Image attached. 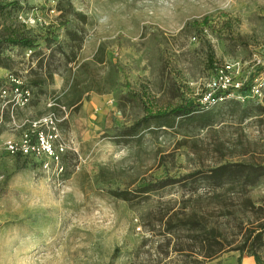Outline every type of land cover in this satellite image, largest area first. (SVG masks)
<instances>
[{
    "label": "rangeland",
    "instance_id": "1",
    "mask_svg": "<svg viewBox=\"0 0 264 264\" xmlns=\"http://www.w3.org/2000/svg\"><path fill=\"white\" fill-rule=\"evenodd\" d=\"M0 32L36 41L0 64V82L9 71L32 91L24 108L0 97V264H201L211 228L224 249L206 264H255L235 248L260 215L251 203L264 208V179L214 189L203 174L264 164V85L246 104L203 96L216 64L245 87L262 81L264 0H0ZM184 104L208 115L123 133L144 106ZM33 131L37 155L6 149ZM194 211L206 231L181 225Z\"/></svg>",
    "mask_w": 264,
    "mask_h": 264
},
{
    "label": "trees",
    "instance_id": "2",
    "mask_svg": "<svg viewBox=\"0 0 264 264\" xmlns=\"http://www.w3.org/2000/svg\"><path fill=\"white\" fill-rule=\"evenodd\" d=\"M46 41H48V45L52 43V41L50 40ZM13 46H18L20 49H34L36 47V41L30 36H24L15 33H10L3 38L0 36V64L3 67L8 66L7 63L4 62L2 59L5 57L3 55V50L6 47ZM5 58L9 59V57ZM259 70L264 72V65H261L259 67ZM34 84L37 85L36 83ZM2 85L3 82H0V87ZM26 86L29 87L28 85ZM249 90V85L246 87L242 86L238 90V93L242 95H248ZM250 98V96L246 97L242 103L246 104L251 102ZM207 115L208 112L202 110L199 104L179 105L169 111L161 112H149L148 108L144 106V115L138 120H136L131 126L127 127L123 131V133L124 135L128 136L135 135L141 129L147 127L152 122H168V120H175L176 118H204ZM206 121V123H209L211 122V119L208 118ZM37 137V133L35 134L34 132L32 138L37 140ZM203 179L207 186L214 189L226 187V189H229V187L232 186L234 183H238V185H240L241 191H246L247 189L257 185L261 180L264 179V164L257 163L256 161L225 162L217 164L211 169L204 172ZM157 185L164 186L167 185V182L159 181ZM150 187H154V184H148L143 188V191L150 190ZM115 193L116 197H120L125 200L129 199L125 191H119ZM251 207L253 208L254 213L259 212L260 215L256 217L254 221H250L252 227H248V229L242 236L243 242L240 244V246H237L235 249L240 253L239 258L243 254L247 253L248 256L252 257L255 264H264V260L262 259L260 253H258V250L264 247V208L263 206L256 207L254 203H251ZM203 217V212L194 211L188 216L187 222H182L181 225H191L189 229H197L198 226H201V230H205V224L200 221ZM205 234L207 235V237H205L200 242V254L203 258L201 264H206L207 260L215 258L224 249V247H222V244H220L221 242L216 239L213 228L208 229ZM219 244L221 245L220 247L217 246Z\"/></svg>",
    "mask_w": 264,
    "mask_h": 264
},
{
    "label": "built area",
    "instance_id": "3",
    "mask_svg": "<svg viewBox=\"0 0 264 264\" xmlns=\"http://www.w3.org/2000/svg\"><path fill=\"white\" fill-rule=\"evenodd\" d=\"M22 23L26 26H32L36 24L39 19L35 14L19 15ZM20 49L18 46L6 47L3 50L5 57L11 58L13 52ZM27 52L32 53L33 49H26ZM235 67L231 64H216L213 68L214 75L206 82V94L203 96L204 103H216L223 101L228 97H232L238 93V90L243 86V82L236 76L238 72L234 70ZM237 72V73H236ZM236 73V74H235ZM264 85V76L262 81L250 86L248 95H242L238 93V97L244 101L246 97H259L262 94V86ZM0 97L5 103L4 105L11 104L12 109L24 108L27 106L32 98L31 88L27 87L24 81L15 74L7 71L4 76L3 85L0 87ZM13 116V115H12ZM12 123L15 124V120L12 117ZM35 131L32 132V134ZM6 149L11 152H19L23 156L39 153L36 143H34L32 136L24 134L19 145L14 144L11 140L6 141ZM51 151V145L46 142L45 150Z\"/></svg>",
    "mask_w": 264,
    "mask_h": 264
}]
</instances>
